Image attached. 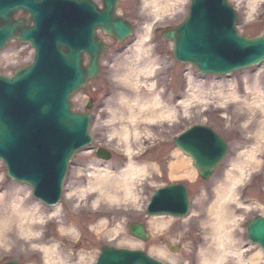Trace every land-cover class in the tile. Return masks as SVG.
<instances>
[{"label": "rangeland", "instance_id": "rangeland-1", "mask_svg": "<svg viewBox=\"0 0 264 264\" xmlns=\"http://www.w3.org/2000/svg\"><path fill=\"white\" fill-rule=\"evenodd\" d=\"M93 1L100 4V0ZM189 1L181 0L167 14L155 19L149 6L142 3L143 0H119L116 14L132 25V35L122 43H115L100 32L97 33L109 47L107 53L100 55V74L88 82L82 91L70 97L74 111L84 112L87 102L93 103L89 111L91 143L71 158L66 169L62 199L56 205L57 214L50 215L51 207L35 200L29 187L10 181L4 165L0 163V204L8 206L12 201L19 200L20 209H29L30 200L39 206L37 214L42 215L41 220L33 221L39 225L35 230L38 240L33 238L34 242H29L26 237L18 235L22 243L17 249L0 241V264L11 261L42 264L43 245L50 249L55 247L56 251L58 249L62 254L61 259L70 264H76L81 255L88 258L86 264H93L101 245L139 250L163 264H198L199 247H207L200 223L207 219L213 189L217 181L223 180L231 161L256 142L253 136L262 116L257 110H248L243 101L252 102L256 94L258 100H264V63L240 69L230 76L201 77L192 66L174 61L171 43L161 37V32L176 28L187 18ZM228 3L236 11L235 29L241 35L248 38L264 36V0H228ZM147 28H151L149 32ZM140 39H143V53H140L142 62L153 65L151 73L143 70L142 62H133L135 44ZM29 48L14 41L9 43L0 52V75L10 76L18 67L30 63L33 52ZM131 71L137 74L136 84L124 78ZM191 80L195 88L202 84L203 95L207 97L205 93L208 91L214 94V98L211 96L209 99L187 102L185 99L190 94ZM219 90L223 91L219 99L225 97L223 103L215 98V92ZM134 94L140 95L144 101L150 97L158 98L160 105L157 108L174 109V116L147 123L140 115L134 123L129 122L125 117L127 106L121 97ZM227 94H235L237 99H226ZM122 113L125 119L119 120ZM194 125H205L219 135L227 145V155L205 182L197 176V172L195 181L172 182L167 175V164L172 161L176 151L173 140L183 130ZM122 127L129 131L127 141L118 134ZM127 143L131 148L130 154L125 153ZM98 148L111 152L112 159L108 162L96 159ZM258 150L256 155L259 165L237 186L236 200L228 205L229 210L237 216L235 237L241 241L244 259L248 260L260 253L262 260L258 264H264V253L245 236L248 221L256 217L264 218V145ZM147 154L148 157L145 156ZM130 157L134 163L143 159L141 164L146 166V174L134 179L137 202L131 199L113 203L102 199L94 208L96 195L89 192L81 194V189L93 178L90 174L92 167L106 168L117 175ZM172 184L186 188L189 212L184 218L156 217L158 222L164 224L161 229H157L154 217L146 216L145 206L156 189ZM199 201L203 204L201 210L196 204ZM134 223L142 224L147 229L149 236L145 242L136 240L128 233V227ZM10 224L0 225L1 233ZM43 235L44 239L40 240ZM132 241L136 244H132ZM152 249L163 250L167 256L160 257L152 253ZM227 262L237 264L232 260Z\"/></svg>", "mask_w": 264, "mask_h": 264}, {"label": "water", "instance_id": "water-1", "mask_svg": "<svg viewBox=\"0 0 264 264\" xmlns=\"http://www.w3.org/2000/svg\"><path fill=\"white\" fill-rule=\"evenodd\" d=\"M118 1L101 0L99 10L89 0H0V51L11 39L34 49L30 65L12 77L0 76V159L12 180L30 186L33 197L47 205L60 202L67 165L89 141V116L73 112L70 97L99 74L106 46L95 33L100 30L118 43L131 33L127 21L115 14ZM19 11L28 21L13 19ZM188 11L180 26L163 33L173 43L176 61L190 63L203 75H229L264 62V36L239 34L227 0H191ZM221 141L209 128L194 126L174 144L205 181L227 151ZM97 156L110 158L101 150ZM188 210L186 189L177 184L157 190L147 208L149 214L175 217ZM128 228L133 237L148 239L143 226ZM246 238L264 252V218L249 221ZM99 250L96 264H162L140 251Z\"/></svg>", "mask_w": 264, "mask_h": 264}, {"label": "bare ground", "instance_id": "bare-ground-1", "mask_svg": "<svg viewBox=\"0 0 264 264\" xmlns=\"http://www.w3.org/2000/svg\"><path fill=\"white\" fill-rule=\"evenodd\" d=\"M91 1V0H89ZM191 1V0H190ZM228 2V0H227ZM145 5H148L150 8V12L152 13V16L155 17V19H159L165 14H167L171 9L178 3H181V0H143ZM233 8V7H231ZM233 10V9H232ZM235 11V10H233ZM20 12V11H19ZM21 13V12H20ZM22 14V13H21ZM19 13H14L13 14V19H22L21 16L19 17ZM23 15V14H22ZM25 18V17H24ZM25 22V21H24ZM28 23V22H27ZM130 24V23H127ZM151 29V28H150ZM149 28H147V32L150 31ZM133 31V28L131 26V33ZM130 33L129 37L132 35ZM163 33L161 32V37L166 40L163 37ZM263 36V35H261ZM143 39L139 40V43L135 44V53L136 55L134 56L133 62L138 64V62H142L141 54L143 53ZM167 42L171 43L172 49H173V43L166 40ZM106 51L102 52L100 55L105 53ZM107 53V52H106ZM86 58V56H84ZM173 57V55H172ZM173 60L175 61L174 57ZM152 63V62H151ZM143 70L148 71V73L152 72L153 65L150 63L144 64L143 62ZM184 64V63H183ZM185 65H191L190 63H186ZM192 66V65H191ZM7 67H9L7 65ZM6 67V68H7ZM132 67V66H130ZM193 69L197 72V74L201 77H218L221 75H203L200 74V72L197 71L195 67L192 66ZM132 73H127L124 75L125 80L131 81V83L136 84L138 82L137 74H134V71H131ZM134 74V75H133ZM8 77V76H7ZM191 77L189 76V80ZM202 82V81H200ZM190 94L189 97L187 96L185 100L187 102L194 100V99H199L201 101L204 99H207L208 97L213 96L211 92L205 93L208 94L207 97L206 95H203L201 91H203V87L201 85H198L197 88L195 86L193 87V82L192 80L190 81ZM133 85V84H132ZM134 86V85H133ZM211 91V89H209ZM151 92V91H150ZM149 96V94H147ZM256 94V98L254 97L252 102H246L245 100L243 101L244 106L249 108L248 110H251L255 112L256 110L260 113V122H257L258 124V129H256L253 139L256 141L251 145L247 150H244L243 152L239 153L233 161L230 163V169L225 171V175L223 177V180L217 181L216 186L214 187L213 191L214 194L212 196V201L209 203L208 208H207V219L202 221L200 224H202V229L201 230L204 234V243L207 245V247L202 248L199 247V259H198V264H227L229 260L235 261L237 264H258L262 258L260 257V253L253 255L250 257L248 260H245L243 257V249H242V244L241 241L236 239L235 235L237 232L235 231V226L237 222V216L229 210V202H233L236 200V195L235 191L236 188L239 184L243 183L244 180L249 176L250 173H252L257 166L259 165V161L257 160V153H259L258 149H261L264 145V100H258ZM201 96V97H200ZM223 96V91H217L215 92V98L222 97ZM225 98V97H224ZM223 98V99H224ZM209 99V98H208ZM219 99V100H223ZM226 99H232L235 100L237 99V96L235 94H227ZM264 99V98H263ZM122 102H124L127 106V115H125L126 119L134 123L136 118L141 115L142 119L145 121L149 122H154V121H161V118H169L174 116V109H166L162 107L161 109H158L157 107L160 105V101L158 98H149V99H141L140 95H135L130 96V97H121ZM184 100V101H185ZM186 102V101H185ZM224 101H222L223 103ZM182 103V102H181ZM261 112H260V111ZM88 115V114H87ZM124 113H122L119 117V120L125 119ZM88 118V124L91 121L90 117ZM114 116L112 117V119ZM115 120V119H114ZM158 121V122H159ZM157 123V122H156ZM198 126H203V125H198ZM207 127V126H206ZM149 128V127H148ZM209 128V127H207ZM209 130H211L209 128ZM136 134L138 133L136 129L134 130ZM148 132V130H147ZM182 131L179 135H177L174 138V143L176 141V138L183 134ZM212 132V130H211ZM128 129L126 127H122V130L118 133L120 134V138H122L124 141L128 140ZM214 135H217L215 132H212ZM219 137V135H217ZM221 138V137H220ZM88 142L86 143V146H81V148H78V150L74 153L76 154L77 152L81 151L84 147H87L91 143V138L90 136L88 137ZM222 140V138H221ZM221 142H224L223 140ZM172 143V144H174ZM226 148L227 145L224 142ZM176 151L173 153L172 161L169 162L168 165V178L170 181L175 182V181H188L192 182L193 180L195 181L196 177V172L197 176L204 181L199 176L198 170L193 166V161L192 159L183 154L184 152L176 145L174 144ZM101 150L102 152L105 151L110 158L107 160L110 161L112 159V153L109 152L105 148H98L95 152V158L98 160L99 159L97 156V152ZM228 150V149H227ZM130 145L127 143L125 146V153L130 154L131 152ZM155 151H153L154 153ZM226 152V151H225ZM149 154L145 155L148 157ZM227 155V152L224 154L222 159L218 162L216 167L212 170L211 175L209 176L208 180L212 177L214 170L221 164V162L225 159ZM101 157V156H100ZM132 157L128 160L127 164L125 167L116 175L112 174V172L109 169H102L97 166H93L91 169L90 174L93 176L92 180L88 183L86 187H83L81 189V194H84L86 192L93 193L95 194V198L97 199L96 201L93 200V207L97 205L100 200H106L109 202L113 203H118V202H125L126 200H131L134 199L135 203L137 202L136 196V190L134 188V179L136 180L137 178L142 177L144 174H146V166H142L141 162L143 163V159L140 162H132L131 161ZM0 163L4 165L6 168V165L4 162L0 159ZM7 169V168H6ZM157 169V168H155ZM8 175V173L6 174ZM66 176V174H65ZM10 181L17 182L18 184H21L23 186H27L31 189L30 186L24 183H20L18 181L12 180L11 177L8 176ZM65 179V178H64ZM62 182V186L64 183V180ZM207 181V180H205ZM204 181V182H205ZM170 186V185H168ZM186 189V188H185ZM51 190V189H49ZM33 189H31V192ZM33 195V192H32ZM35 198V197H34ZM35 200L41 201L40 199L35 198ZM125 200V201H124ZM150 200V199H149ZM19 200H14L12 201L11 204L7 205H2L0 204V225H6L7 223H11L7 230L1 233L0 229V241L3 244L10 245L12 248H16L18 246H21V240L17 237L18 235L24 236L27 239H29V242H34L33 238H36L35 236L37 233L35 230L39 227V225L34 224L33 221H38L42 219V215H38L37 211H39V206L33 202H28L31 204V207L29 209H20L19 206ZM45 204V203H44ZM150 201L147 205L149 206ZM197 204L198 210L203 208V204L201 201H199ZM205 204V203H204ZM47 205V204H45ZM57 205V203H56ZM55 204L52 205H47L48 207H51L50 209V215H54L58 213L57 206ZM237 205H240V203L237 202ZM7 206V207H6ZM96 208V206L94 207ZM93 208V209H94ZM189 212V210H188ZM188 212L186 214H188ZM196 211L194 212V214ZM147 217H154V223L157 229H161L164 224L162 222H158L157 218L161 216H166L169 218H184L187 215L175 217V216H169L165 214H149L148 211L146 212ZM157 217V218H156ZM191 217V216H190ZM262 218V217H261ZM188 221V220H187ZM13 223V225H12ZM140 226H143L142 224L134 223ZM144 227V226H143ZM247 228V226H246ZM4 229V228H3ZM145 233L149 236L147 229L144 227ZM129 231V230H128ZM113 233V232H112ZM129 233V232H128ZM131 235V234H130ZM43 235L40 240L44 239ZM132 236V235H131ZM133 237V236H132ZM135 238V237H134ZM136 240H140L138 238H135ZM38 240V238H36ZM28 242V243H29ZM132 244H136V242L132 241ZM43 250V257L41 260L42 264H70L69 261H64L61 259V253L55 250V247H47L46 245L41 246ZM102 247H108V246H100L98 250V255L96 259L94 260L93 264H96L97 259L100 258V248ZM259 247V246H258ZM19 248V247H18ZM114 250L117 248L109 247ZM260 248V247H259ZM117 250H127L126 249H117ZM261 252L263 250L260 248ZM139 251V250H135ZM141 252V251H140ZM144 253V252H143ZM152 253L160 256V257H165L167 254L163 250L159 249H152ZM264 253V252H263ZM148 256V255H147ZM150 257V256H149ZM152 258V257H150ZM154 259V258H152ZM155 261L162 263L156 259ZM88 258L85 256L81 255L80 258L77 260L76 264H86L88 263ZM8 263H14V264H19V262L16 261H11L7 262ZM4 264V263H1ZM74 264V263H73ZM163 264V263H162Z\"/></svg>", "mask_w": 264, "mask_h": 264}, {"label": "flooded vegetation", "instance_id": "flooded-vegetation-1", "mask_svg": "<svg viewBox=\"0 0 264 264\" xmlns=\"http://www.w3.org/2000/svg\"><path fill=\"white\" fill-rule=\"evenodd\" d=\"M21 15H19V17H20Z\"/></svg>", "mask_w": 264, "mask_h": 264}]
</instances>
